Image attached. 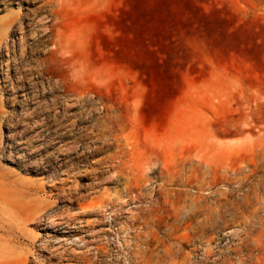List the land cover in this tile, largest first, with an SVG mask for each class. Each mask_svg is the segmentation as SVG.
I'll list each match as a JSON object with an SVG mask.
<instances>
[{"label":"rangeland","instance_id":"rangeland-1","mask_svg":"<svg viewBox=\"0 0 264 264\" xmlns=\"http://www.w3.org/2000/svg\"><path fill=\"white\" fill-rule=\"evenodd\" d=\"M0 264H264V0H0Z\"/></svg>","mask_w":264,"mask_h":264},{"label":"bare ground","instance_id":"bare-ground-1","mask_svg":"<svg viewBox=\"0 0 264 264\" xmlns=\"http://www.w3.org/2000/svg\"><path fill=\"white\" fill-rule=\"evenodd\" d=\"M56 216V215H55ZM60 220V219H59ZM59 223V222H58ZM56 224V223H55ZM233 229V228H232ZM79 235H81V234H79ZM84 235V234H83ZM77 236V235H76ZM87 236V235H86ZM60 238V237H59ZM58 238V239H59ZM58 239H56V240H58ZM62 239V241L64 240L66 243H70L71 245H73V247H72V251L78 256V258H83V255L81 254V252H82V250L80 249V247L81 246H83V247H85L86 246V242H88L89 241V239H87L88 241H86L85 242V239L83 238V237H71V238H69V237H62L61 238ZM91 240H92V238L90 239V243H91ZM64 242V243H65ZM94 242V241H93ZM61 244V243H60ZM80 245V246H79ZM89 245H92V244H89ZM88 245V246H89Z\"/></svg>","mask_w":264,"mask_h":264}]
</instances>
